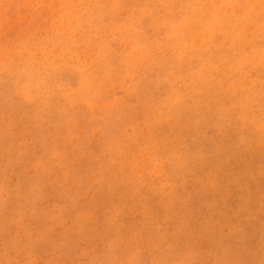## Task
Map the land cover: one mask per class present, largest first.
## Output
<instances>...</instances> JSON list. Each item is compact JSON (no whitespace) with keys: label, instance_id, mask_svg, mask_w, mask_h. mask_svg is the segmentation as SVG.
<instances>
[{"label":"rangeland","instance_id":"374dc122","mask_svg":"<svg viewBox=\"0 0 264 264\" xmlns=\"http://www.w3.org/2000/svg\"><path fill=\"white\" fill-rule=\"evenodd\" d=\"M85 1L0 0V264H264L258 14Z\"/></svg>","mask_w":264,"mask_h":264},{"label":"bare ground","instance_id":"6f19581e","mask_svg":"<svg viewBox=\"0 0 264 264\" xmlns=\"http://www.w3.org/2000/svg\"><path fill=\"white\" fill-rule=\"evenodd\" d=\"M74 1V0H73ZM76 2L78 1V0H75ZM83 1H85V0H83ZM95 1V0H94ZM142 1V0H141ZM144 1V0H143ZM217 1L218 0H208V2H209V4L210 5H208L207 3V5H208V10H210L209 11V13L207 14V13H205V15L207 16V18H209L208 20L210 21V24L211 25H213V26H218L219 24H224V22H226L228 25H230L227 29H226V33H230L229 31L231 30V27H232V25H231V22H237L238 24H240L242 27H244V25L242 24L243 22H241V21H238L237 19H236V15H232V16H230L231 14H233L235 11H233V9H230V11H228L227 9V11H228V15H226V12H223L222 11V8H224V7H217V8H212L211 7V5H213V3L214 2H216L217 3ZM29 2V1H28ZM32 2V1H31ZM34 2V1H33ZM62 2V1H61ZM86 3H87V1H85ZM250 3H256V4H258L259 3V0H250L249 1ZM248 2V3H249ZM93 3V2H92ZM245 3V2H244ZM62 4V3H61ZM70 4H71V2H70ZM73 4V3H72ZM85 4V3H84ZM89 4H91V3H89ZM94 4V3H93ZM218 4V3H217ZM33 5V4H32ZM81 5V4H80ZM108 5H109V3H108ZM164 5V4H163ZM194 5H196L197 6V4H194ZM61 6V5H60ZM122 6H124V5H122ZM196 6H194V7H196ZM63 8H64V6H62ZM70 8H73V7H70ZM77 9V8H76ZM95 8H93V10H94ZM37 10V9H36ZM61 10V9H60ZM65 10V9H64ZM72 10V9H71ZM89 10H91V9H89ZM196 10L198 11L199 10V7H196ZM238 10V9H237ZM95 11V10H94ZM115 11V10H114ZM113 11V12H114ZM63 12V11H62ZM89 12H91V11H88V13ZM176 12H178V11H176ZM180 12V11H179ZM57 13H60V12H57ZM94 14H95V12H93ZM117 13V12H116ZM118 13H119V11H118ZM121 13V12H120ZM132 13H133V11H132ZM181 13H183L182 11H181ZM237 12H235V14H236ZM75 14L76 13H71L70 11H67L66 12V20H64L65 22H66V25L67 26H70L71 27V25H73L74 23H75V20H76V18H75V20H74V17H75ZM83 14V13H82ZM84 14H85V16H86V12H84ZM84 14H83V16H84ZM114 14H115V12H114ZM180 14V13H179ZM240 14V13H239ZM53 15V14H52ZM116 15V14H115ZM114 15V16H115ZM124 15V14H123ZM203 15H204V13H203ZM203 15H202V17H203ZM92 16H94V15H92ZM101 16V15H100ZM195 16V15H194ZM55 17V16H54ZM105 17V16H104ZM103 17V18H104ZM147 17V16H146ZM51 18H53V17H51ZM86 18H88V16L86 17ZM60 19V18H59ZM61 20V19H60ZM196 20V19H195ZM200 20V19H199ZM204 19H202L201 20V22L203 21ZM54 21H55V19H54ZM57 21V20H56ZM83 21V20H82ZM85 21H86V19H85ZM193 21V20H192ZM65 22H64V24H65ZM84 22V21H83ZM199 22V21H198ZM200 22V24H198L197 22V29H194V30H198V27H199V25H201V26H205L206 25V22H203V23H201ZM221 22H223V23H221ZM61 23V22H60ZM195 23V24H196ZM254 23V22H253ZM256 23H259L258 22V19H257V21H256ZM56 24H58V23H56ZM194 24V25H195ZM65 25V26H66ZM80 25V24H79ZM124 25V24H123ZM180 25V24H179ZM190 25V24H189ZM193 25V26H194ZM53 26H56V25H54V23H53ZM57 26H59V24L57 25ZM173 26V25H172ZM192 26V25H191ZM196 26V25H195ZM227 26V25H226ZM236 26V25H235ZM239 26V25H238ZM177 27H179V26H177ZM259 27V26H258ZM55 28H57V27H55ZM63 27H59V29H62ZM121 28V27H120ZM216 28V27H215ZM50 29V28H49ZM53 29H54V27H53ZM52 29V30H53ZM58 29V28H57ZM58 29V30H59ZM70 29V28H69ZM84 29V28H83ZM162 29V28H161ZM174 29H176V28H174ZM190 29V28H189ZM249 29H251V28H249ZM260 29V28H259ZM58 30H56L57 32H58ZM66 30V29H65ZM65 30H64V28L62 29V31H64L65 32ZM127 31H128V29H126ZM183 30V29H182ZM246 31H247V29H245ZM252 30V29H251ZM78 31V30H77ZM199 31V30H198ZM203 31H207V30H203ZM209 31H211V30H209ZM254 31V30H253ZM52 32H54V31H52ZM126 32V31H125ZM201 32V31H200ZM208 32V31H207ZM255 32V31H254ZM43 33V32H42ZM42 33H40V35H42ZM45 33V32H44ZM66 33H68L67 31H66ZM69 33H70V31H69ZM75 33H76V31H75ZM93 33V32H92ZM99 33V32H98ZM202 33V32H201ZM248 33V32H247ZM47 34V33H46ZM63 34V33H62ZM78 34V33H77ZM83 34V33H82ZM94 34V33H93ZM190 34V33H189ZM246 34V33H245ZM64 35H65V33H64ZM70 35H71V33H70ZM79 35V34H78ZM196 35V34H195ZM203 35V34H202ZM38 35H36V37H37ZM67 36V35H66ZM84 36V35H83ZM188 36V35H187ZM193 36V35H192ZM247 36H249V35H247ZM36 37H34V38H36ZM41 37V36H40ZM51 37V36H50ZM65 37V36H64ZM81 37V36H80ZM52 38V37H51ZM73 38V37H72ZM76 38V37H75ZM84 38H86V37H84ZM93 38V37H92ZM190 38H191V36H190ZM204 38H206V37H203V39ZM229 38V37H228ZM46 39V38H45ZM50 39V38H49ZM65 39V38H64ZM173 39V38H172ZM187 39H188V37H187ZM203 39H201L200 38V40H203ZM36 40V39H35ZM55 40V39H54ZM189 40V39H188ZM206 40V39H205ZM64 41V40H63ZM73 42V41H72ZM192 42V41H191ZM36 43V42H35ZM42 43V42H41ZM50 43V42H49ZM77 43V42H76ZM185 42H183V44H184ZM203 43V42H202ZM68 44H70V42H68ZM67 44V45H68ZM188 44V43H187ZM47 45H48V43H47ZM191 45V44H190ZM248 45H249V43H248V40L245 38L243 41H241V42H239V43H237L235 46H234V48L236 49V50H238V49H242L243 50V57H241L240 58V63H245V62H247V61H249V60H252V59H254V58H258L259 57V59H261V61H263L264 62V53L262 52V51H260V52H258V51H255V54H252V55H247L246 54V51H245V49L248 47ZM76 46V45H75ZM79 46V45H78ZM199 46V45H198ZM250 46V45H249ZM36 47H37V45H36ZM48 47V46H47ZM46 47V48H47ZM51 47V46H50ZM70 47V46H69ZM68 47V48H69ZM72 47V46H71ZM74 47V46H73ZM73 47H72V49H73ZM189 47V48H188ZM186 46L185 45V47L183 48L184 49V53L185 52H189V51H191V49L192 48H190V46ZM194 47V46H193ZM55 48V47H54ZM75 48V47H74ZM50 50H51V48H49ZM71 48H69L68 50H70ZM157 49H159V47L157 48ZM210 49H211V47H210ZM248 49V48H247ZM246 49V50H247ZM29 51H31L30 49H28ZM46 50V49H45ZM68 50H67V52H68ZM78 50V49H77ZM196 50V49H195ZM248 50H250V47H249V49ZM48 51V50H47ZM151 51V50H150ZM16 52V51H15ZM39 52V51H38ZM45 53H46V51H44ZM64 52H66V51H64ZM87 52V51H86ZM100 52V51H99ZM183 52H181V53H183ZM79 53V52H78ZM192 53V52H191ZM194 53V52H193ZM250 53V52H249ZM14 54V53H13ZM23 54V53H22ZM29 54H30V52H29ZM34 54V53H33ZM63 54V53H62ZM66 54H68V53H66ZM133 54H134V52H133ZM251 54V53H250ZM27 55H28V52H27ZM71 55V54H70ZM174 55V54H173ZM179 55V54H178ZM185 55V54H184ZM183 55V56H184ZM186 55H191L190 54V52H189V54H186ZM3 56V55H2ZM1 56V57H2ZM34 56V55H33ZM40 56V55H39ZM47 56V55H46ZM50 56V55H49ZM94 56V55H93ZM182 56V55H181ZM24 57V56H23ZM41 57V56H40ZM148 57V56H147ZM193 57H194V55H193ZM3 58V57H2ZM29 58V57H28ZM49 58V57H48ZM145 58V57H144ZM156 58H157V56H156ZM175 58V57H174ZM20 59V58H19ZM30 59V58H29ZM90 59V58H89ZM91 59H93L92 57H91ZM139 59V58H138ZM182 59V58H181ZM180 59V60H181ZM52 60V59H51ZM95 60V59H94ZM140 60H141V58H140ZM174 60V59H173ZM53 61V60H52ZM62 61V60H61ZM87 61V60H86ZM185 61V60H184ZM45 62H46V60H45ZM48 62V61H47ZM137 62V61H136ZM137 63H140V62H137ZM179 63H180V61H179ZM47 64V63H46ZM46 64H45V66H46ZM50 64H52V62L50 63ZM54 64H55V62H54ZM141 64V63H140ZM143 64H144V62H143ZM142 64V65H143ZM146 64V63H145ZM150 64V63H149ZM34 65H35V63H34ZM241 65V64H240ZM5 67H7L6 65H4ZM37 66V65H36ZM177 66V65H176ZM1 67H2V65H1ZM181 67V66H180ZM228 67H229V69L231 70L232 68H234L235 67V63H233V62H231V63H229V65H228ZM47 68V67H46ZM182 68H184V66L182 67ZM42 69V68H41ZM84 69V68H83ZM155 69H157V68H155ZM13 70V69H12ZM169 70V69H168ZM173 70H174V67H173ZM61 71V70H60ZM167 71V70H166ZM5 72V71H4ZM3 72V73H4ZM71 72V71H70ZM169 72V71H168ZM0 73H2V72H0ZM83 73V72H82ZM25 74V73H24ZM23 74V75H24ZM28 74V73H27ZM30 74V73H29ZM191 74V73H190ZM193 74V73H192ZM22 75V74H21ZM101 75V74H100ZM176 75V74H175ZM30 76H32V75H30ZM42 76V75H41ZM61 76V75H60ZM21 77H23L24 78V76H21ZM36 77V76H35ZM129 77V76H128ZM186 77V76H185ZM190 77V76H189ZM89 78V77H88ZM180 78V77H179ZM178 78V79H179ZM22 79V78H21ZM26 79V78H25ZM136 79V78H135ZM88 81H89V79H87ZM34 81H36V79L34 80ZM6 82V81H5ZM19 82V81H18ZM22 82H23V80H22ZM82 82V81H81ZM80 82V83H81ZM85 83V82H84ZM123 83V82H122ZM15 84H16V82H15ZM20 84H21V82H20ZM41 84H42V82H41ZM22 85H25V83L24 84H22ZM82 85V84H81ZM15 86H17V85H15ZM19 86V85H18ZM64 86V85H63ZM23 88H25V87H23ZM26 89V88H25ZM64 89H66V86H65V88ZM24 90V89H23ZM84 90V89H83ZM26 91V90H25ZM70 92H71V90H70ZM22 93H23V91H22ZM67 93V92H66ZM69 93V92H68ZM72 94H73V92H72ZM18 95V94H17ZM69 95V94H68ZM88 95V94H87ZM171 95H173V94H171ZM64 96V95H63ZM19 98V97H18ZM26 100H27V98H25ZM25 99H24V101H25ZM35 99V98H34ZM171 101H173V100H171ZM33 102V101H32ZM109 103V105H110V102H108ZM108 103H107V105H108ZM103 104H105V103H103ZM46 105V104H45ZM88 105H90L91 106V104L89 103ZM197 107V106H196ZM74 126V125H73ZM72 126V127H73ZM144 130V129H143ZM130 132V131H129ZM150 140V139H149ZM93 141V140H92ZM98 147V146H97ZM116 151V150H115ZM106 157V156H105ZM155 166V165H154ZM31 172V171H30ZM25 174V173H24ZM95 186V185H94ZM150 257V256H149Z\"/></svg>","mask_w":264,"mask_h":264},{"label":"snow or ice","instance_id":"6c2138e0","mask_svg":"<svg viewBox=\"0 0 264 264\" xmlns=\"http://www.w3.org/2000/svg\"><path fill=\"white\" fill-rule=\"evenodd\" d=\"M66 7H76L79 9H91L95 7H103L101 5H92V4H82V5H74V6H66ZM212 8L217 7H225L233 10H240V14L236 15V19L245 24H251L254 22L256 15L259 17V25L261 29V35L264 37V0H259V3H230L225 5H211ZM235 15V12L233 13ZM223 23V22H221ZM261 50L264 52V43L261 45ZM92 264H96V262H92ZM158 264H192V262L188 261H160ZM217 264H246L244 261H219Z\"/></svg>","mask_w":264,"mask_h":264}]
</instances>
